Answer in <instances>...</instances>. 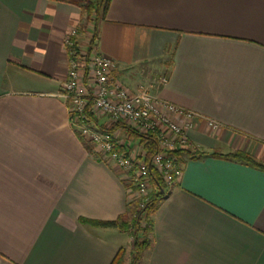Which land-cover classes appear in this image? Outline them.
<instances>
[{
  "label": "crops",
  "instance_id": "1",
  "mask_svg": "<svg viewBox=\"0 0 264 264\" xmlns=\"http://www.w3.org/2000/svg\"><path fill=\"white\" fill-rule=\"evenodd\" d=\"M73 28L86 47L93 26L77 6L0 0V264H111L121 249L129 260L128 232L80 222L117 220L131 195L69 124L60 94ZM96 36L113 79L199 116L140 264H264V0H110Z\"/></svg>",
  "mask_w": 264,
  "mask_h": 264
},
{
  "label": "built area",
  "instance_id": "2",
  "mask_svg": "<svg viewBox=\"0 0 264 264\" xmlns=\"http://www.w3.org/2000/svg\"><path fill=\"white\" fill-rule=\"evenodd\" d=\"M78 34L77 28L70 29L63 42L67 75L60 96L67 104L71 128L101 158L113 162L136 189L133 196L142 199L149 190V176L141 148L138 144L131 148L120 144L114 134L101 131L93 119L97 122L100 118L105 119V126L121 123L138 134L153 135L158 151L150 164L164 185L170 188L179 181L182 173L181 165L173 154L180 150H193L187 133L193 129L194 119L199 116L161 102L143 85L130 92L113 79L115 62L101 54L96 44L89 50L79 47L76 41ZM166 82L165 76H159L151 86L158 89ZM164 110H168L175 120L169 119ZM202 119L211 131L219 129L216 122Z\"/></svg>",
  "mask_w": 264,
  "mask_h": 264
},
{
  "label": "trees",
  "instance_id": "3",
  "mask_svg": "<svg viewBox=\"0 0 264 264\" xmlns=\"http://www.w3.org/2000/svg\"><path fill=\"white\" fill-rule=\"evenodd\" d=\"M54 2H63L72 4L80 9L83 24H91L93 26L92 36L86 44L89 50L93 44H96V26L97 22L104 15L110 0H50ZM83 29V25H82ZM89 108V106H88ZM98 124L96 120L93 119ZM101 131L113 134L116 129L120 128L124 131L128 139L135 140L143 153V162L148 171L149 190L147 195L142 198L134 197L135 188L130 183L126 184L127 190L131 193V197L126 204L125 213L117 220L111 222L100 221H85L80 220L82 224L99 228H117L119 230L128 232L132 239L131 251L129 253V260L124 258L123 250H119L113 258L111 264H140L144 255L149 251L152 243V218L156 212L159 204L165 199L167 195V187L160 180L156 172L153 170L150 160L158 151L157 143L153 135L138 134L128 126L117 123L109 126L99 125ZM190 153L188 150L176 151L173 155L178 159L180 152ZM194 154H198L195 153ZM227 157L237 161L247 163L261 168L262 165L255 162L248 154L243 152H235L227 155Z\"/></svg>",
  "mask_w": 264,
  "mask_h": 264
},
{
  "label": "rangeland",
  "instance_id": "4",
  "mask_svg": "<svg viewBox=\"0 0 264 264\" xmlns=\"http://www.w3.org/2000/svg\"><path fill=\"white\" fill-rule=\"evenodd\" d=\"M86 25H87V24H85V26H86ZM90 27H91V26H90ZM123 238H124V241H127V239H128V238H127V235H125Z\"/></svg>",
  "mask_w": 264,
  "mask_h": 264
}]
</instances>
